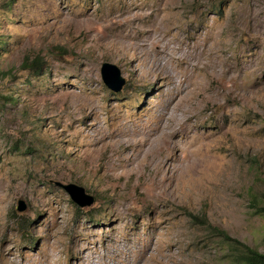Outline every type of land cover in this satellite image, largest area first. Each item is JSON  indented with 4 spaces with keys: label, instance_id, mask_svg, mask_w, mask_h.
Segmentation results:
<instances>
[{
    "label": "rangeland",
    "instance_id": "1",
    "mask_svg": "<svg viewBox=\"0 0 264 264\" xmlns=\"http://www.w3.org/2000/svg\"><path fill=\"white\" fill-rule=\"evenodd\" d=\"M253 199L264 0H0V264H227L213 228L264 252Z\"/></svg>",
    "mask_w": 264,
    "mask_h": 264
},
{
    "label": "trees",
    "instance_id": "2",
    "mask_svg": "<svg viewBox=\"0 0 264 264\" xmlns=\"http://www.w3.org/2000/svg\"><path fill=\"white\" fill-rule=\"evenodd\" d=\"M31 62V69L37 70V68H40L41 60L38 56ZM251 206L254 213L264 217V204H260L253 199ZM213 229L214 232L211 235L218 237L225 244L227 264H264V252H260L256 248L230 237L223 229L217 227Z\"/></svg>",
    "mask_w": 264,
    "mask_h": 264
},
{
    "label": "water",
    "instance_id": "3",
    "mask_svg": "<svg viewBox=\"0 0 264 264\" xmlns=\"http://www.w3.org/2000/svg\"><path fill=\"white\" fill-rule=\"evenodd\" d=\"M100 75L103 83L111 91H120L125 84V79L121 76L120 69L112 63L103 62L100 67ZM58 186L64 189L70 199L79 207H88L93 204L94 197L87 194L82 186L74 183L56 182ZM16 209L23 211L26 209V203L23 199L17 200Z\"/></svg>",
    "mask_w": 264,
    "mask_h": 264
},
{
    "label": "bare ground",
    "instance_id": "4",
    "mask_svg": "<svg viewBox=\"0 0 264 264\" xmlns=\"http://www.w3.org/2000/svg\"><path fill=\"white\" fill-rule=\"evenodd\" d=\"M156 42H158L157 41V39L155 40ZM134 46H136V45H134ZM124 49H127L128 51L130 50L131 51V53L132 54H136V52H134V51H137L138 49H141V48H147L148 49V45L147 44H144V45H139L138 47H135V48H133V47H131L130 45L128 46V45H126V46H124L123 47ZM134 50V51H133ZM144 50V49H143ZM146 50V49H145ZM146 52H147V50H146ZM159 53H161L162 51H158ZM140 53V52H139ZM143 53V52H142ZM141 54V53H140ZM136 55H138V54H136ZM153 57V56H152ZM155 57H159L158 55H155ZM142 59V58H141ZM152 60H154V58H151ZM164 62V61H163ZM150 63V62H149ZM165 68V67H164ZM151 69V68H150ZM152 70H153V68H152ZM154 71V70H153ZM147 141V140H146ZM130 142V141H129ZM134 143V142H133ZM117 145H122L123 147H124V149H129L133 144L132 143H126V140L124 141L123 139H120V138H111V139H109V140H107V141H104V142H102V143H100V144H98L97 145V147H95V148H93L92 150H91V152L90 153H92V161H93V158H94V155L96 154V153H100V152H102V151H104V150H106V149H108V148H110L111 149V151L114 149V147L115 146H117ZM133 148V147H132ZM131 149V148H130ZM90 150V149H89ZM141 150V149H140ZM140 150H138V151H140ZM143 151V150H142ZM136 152H137V150H136ZM149 150H145V151H143L141 154H142V156H144V160H146V159H148L147 158V155H149ZM133 154H134V152H133ZM112 161H113V159H111ZM133 160H135V158L133 159ZM139 160V159H138ZM139 164H141V161H139ZM120 165V164H119ZM116 166V165H115ZM122 166V165H121ZM135 165L134 166H132V167H130V168H127L126 166H125V170H129V172L130 171H132V170H135ZM113 169V168H112ZM111 169V170H112ZM120 169V168H119ZM123 169V168H122ZM114 170V169H113ZM116 170V169H115Z\"/></svg>",
    "mask_w": 264,
    "mask_h": 264
}]
</instances>
